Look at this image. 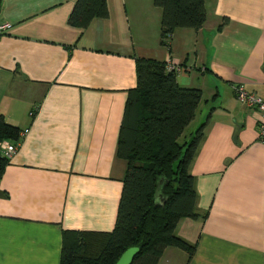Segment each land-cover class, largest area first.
Returning a JSON list of instances; mask_svg holds the SVG:
<instances>
[{
    "label": "crops",
    "instance_id": "0c3cea01",
    "mask_svg": "<svg viewBox=\"0 0 264 264\" xmlns=\"http://www.w3.org/2000/svg\"><path fill=\"white\" fill-rule=\"evenodd\" d=\"M75 0H0V116L20 131L0 178V264H58L61 231L113 228L124 163L114 156L134 58L177 62L201 93L182 138L205 121L188 168L196 219L157 264H264V146L258 114L233 87L264 99V0H204L201 27L160 45L152 0H106L107 16L67 25ZM199 112L198 117L196 116ZM186 133V134H184Z\"/></svg>",
    "mask_w": 264,
    "mask_h": 264
},
{
    "label": "trees",
    "instance_id": "16d2710c",
    "mask_svg": "<svg viewBox=\"0 0 264 264\" xmlns=\"http://www.w3.org/2000/svg\"><path fill=\"white\" fill-rule=\"evenodd\" d=\"M106 0H75L68 26L84 29L107 16ZM204 0H152L160 10L159 41L176 29L198 30ZM135 86L126 92L115 153L124 163L113 228L109 232L61 231L58 264H114L127 248H137L131 264H157L165 248L194 246L175 236L177 222L196 219L193 178L188 168L203 137L205 121L181 143L201 93L177 85L164 62L134 58ZM20 131L0 116V142L18 143ZM7 161L0 155V178Z\"/></svg>",
    "mask_w": 264,
    "mask_h": 264
},
{
    "label": "built area",
    "instance_id": "2783aa9c",
    "mask_svg": "<svg viewBox=\"0 0 264 264\" xmlns=\"http://www.w3.org/2000/svg\"><path fill=\"white\" fill-rule=\"evenodd\" d=\"M9 28L8 24L0 25V34ZM170 35L167 36L166 40H169ZM164 69L166 72L174 73L175 75L180 72V67L174 60L167 58L164 62ZM233 96L235 101L244 108L254 110L259 116L256 121V135L259 144L264 146V99L259 98L252 93L246 92L241 86L233 87ZM18 143L11 144L6 141L0 142V155L9 160Z\"/></svg>",
    "mask_w": 264,
    "mask_h": 264
},
{
    "label": "water",
    "instance_id": "95a60500",
    "mask_svg": "<svg viewBox=\"0 0 264 264\" xmlns=\"http://www.w3.org/2000/svg\"><path fill=\"white\" fill-rule=\"evenodd\" d=\"M137 253V248L130 247L127 248L122 254L118 257V259L114 262V264H131L133 257Z\"/></svg>",
    "mask_w": 264,
    "mask_h": 264
},
{
    "label": "rangeland",
    "instance_id": "374dc122",
    "mask_svg": "<svg viewBox=\"0 0 264 264\" xmlns=\"http://www.w3.org/2000/svg\"><path fill=\"white\" fill-rule=\"evenodd\" d=\"M196 114H197L196 116L198 117L199 112H197ZM184 132H187V131H184ZM184 134H186V133H184ZM182 140H183V138H182V136H181V137L178 139V143H181Z\"/></svg>",
    "mask_w": 264,
    "mask_h": 264
}]
</instances>
